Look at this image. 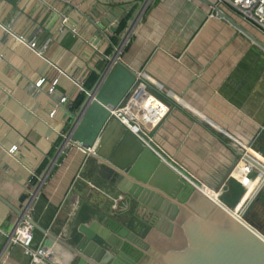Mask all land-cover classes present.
<instances>
[{"label":"crops","instance_id":"obj_1","mask_svg":"<svg viewBox=\"0 0 264 264\" xmlns=\"http://www.w3.org/2000/svg\"><path fill=\"white\" fill-rule=\"evenodd\" d=\"M139 1L0 0V197L22 210L43 175L29 204L31 247L48 246L53 264L69 263L78 237L73 216L89 220L96 197L113 192L108 167L144 149L128 134L109 159L94 153L121 135L111 110L137 81L145 84L144 123L164 156L206 192L221 190L226 206L246 190L249 171L244 177L236 152L264 164V33L229 9L218 15L210 0H149L115 53ZM30 40L46 43L42 56ZM101 72L73 122L70 112ZM260 192L253 215L264 221ZM16 218L0 199V264L30 262L6 237ZM150 238L146 264L170 240L158 232Z\"/></svg>","mask_w":264,"mask_h":264},{"label":"water","instance_id":"obj_2","mask_svg":"<svg viewBox=\"0 0 264 264\" xmlns=\"http://www.w3.org/2000/svg\"><path fill=\"white\" fill-rule=\"evenodd\" d=\"M148 1H139L118 47L126 39ZM216 11L218 15H224L219 8ZM99 33L104 36L102 30ZM113 58L114 54L111 56ZM102 75L103 72L94 86L86 90L78 110L70 112L73 122L90 100ZM114 121L119 124L117 120ZM128 134L133 137L123 128L118 139L105 143L101 141L94 153L109 159L119 145L128 143ZM142 148V151L135 148L130 160L108 167L113 192L101 201L96 197L95 203L91 205L89 220L77 222L78 213L73 216L78 237L70 244L68 264H146L144 253L152 252L148 239L156 232L170 241L162 255L152 264H264V234L257 227L248 222L245 216L243 220L249 226L242 224L226 210L233 206L225 205L226 209L223 208L197 190L150 149ZM236 156H242L241 162L251 161L264 172V166L253 161L248 154L237 151ZM42 179L43 175L31 191L27 204ZM119 193L124 194L126 206L115 213L111 211L110 205L112 198ZM0 199L8 208L16 210L17 218L6 232L8 238L23 209L17 210L9 201ZM218 200L222 201L220 197ZM32 223L36 225L33 220Z\"/></svg>","mask_w":264,"mask_h":264},{"label":"built area","instance_id":"obj_3","mask_svg":"<svg viewBox=\"0 0 264 264\" xmlns=\"http://www.w3.org/2000/svg\"><path fill=\"white\" fill-rule=\"evenodd\" d=\"M42 1V0H41ZM44 1V0H43ZM213 4V7L219 8L220 10L229 9L234 11L242 16V18L251 24H253L256 28H258L261 32L264 33V0H210ZM66 17L62 16L61 24L65 25ZM74 31V30H73ZM127 43V39H125L121 45L113 46L114 52L117 53L121 50V48ZM29 48L34 50L38 55L42 56L43 51L46 47V43L41 47H37L36 42L34 40H30L27 44ZM107 57V56H105ZM43 80H39L37 85H40ZM53 90V86L49 89V91ZM145 84L142 81H137L133 88L127 93V96L121 103L112 108L111 117L119 122V124L127 130L142 146L147 147L151 150V152L156 155L161 160L165 161L167 164L171 165L175 170L172 164L169 163L167 158L164 156V152L159 144L156 143L154 137L152 135V126L146 125L144 123V109H145ZM148 97V96H147ZM53 113V112H52ZM87 152H91V148H86ZM243 160L242 158L240 159ZM244 166L247 167L244 176L248 173V171L253 168L249 163L241 162ZM178 171V170H177ZM179 172V171H178ZM180 176H182L186 181L190 182L196 189L199 187H203L202 184H196L191 178L186 176L185 174L179 172ZM214 192V191H213ZM221 190L214 192L217 198L220 197ZM31 196V192L29 197ZM28 197V198H29ZM124 194L119 193L116 197L112 198V202L110 205V209L112 211H119L125 207L124 203ZM27 198V199H28ZM26 199V201H27ZM221 204L225 206L222 201ZM30 203H24L23 211L21 216L19 217L13 233L10 237H8V241L14 244H20L23 247L24 253L30 257L29 264H53L52 262V250L40 243L36 248L31 247L32 239H33V228L34 225L32 223V217L30 214ZM226 207V206H225ZM245 216L242 215L241 218Z\"/></svg>","mask_w":264,"mask_h":264},{"label":"rangeland","instance_id":"obj_4","mask_svg":"<svg viewBox=\"0 0 264 264\" xmlns=\"http://www.w3.org/2000/svg\"><path fill=\"white\" fill-rule=\"evenodd\" d=\"M254 151V150H253ZM255 152V151H254ZM257 153V152H256ZM264 157V156H263ZM247 163H249V161H246ZM250 164V163H249ZM261 166H264V164H260ZM250 166L253 168V170H250L249 171V173H248V175H247V177L244 179V184H245V186H246V190L248 191V189L251 187L250 185L252 184V185H254V187L252 188V190L250 191V193L249 192H247L246 190L244 191V193L246 192V194L244 195V193L242 194V196L240 197V199H241V201H240V206H238L237 204H238V202H239V200H238V202H237V206L236 205H234L232 208H233V210H235V211H237L238 213L240 212V210L242 209V203L246 200V198L248 199V197H250V196H256V194L258 195V193L260 192V191H262V192H260V194H259V196H258V203H261V202H263L264 203V178H258L259 176H260V174H261V170H259V169H256L255 167H253L251 164H250ZM245 168H247L246 166H245ZM263 174H264V172H263ZM255 180V181H254ZM254 181V182H253ZM250 186V187H249ZM249 187V188H248ZM244 195V196H243ZM254 200V199H253ZM248 201V200H247ZM252 203V202H251ZM254 207H255V203L253 204L252 203V206H250L249 207V209L246 211V216H247V214H249V213H251L252 212V209H254ZM170 241V240H169ZM169 241H164V242H162V246H163V248H162V250L164 251L165 250V248H166V246L168 245V243H169Z\"/></svg>","mask_w":264,"mask_h":264},{"label":"bare ground","instance_id":"obj_5","mask_svg":"<svg viewBox=\"0 0 264 264\" xmlns=\"http://www.w3.org/2000/svg\"><path fill=\"white\" fill-rule=\"evenodd\" d=\"M245 177V176H244ZM243 177V178H244ZM255 181V180H254ZM253 181V182H254ZM251 186V185H250ZM200 189V190H199ZM197 190H199L201 193H203V194H205L206 196H208V197H210L212 200H214L217 204H219L220 206H222L223 208H225V206L223 205V204H221V202H219V200L216 198V195H212L211 193H209V192H206L205 190H203L201 187H199ZM247 191V190H246ZM246 194V192L244 193V195ZM243 195V196H244ZM254 197V196H253ZM253 197L252 196H250L249 197V199H248V201H244L243 203H242V209L240 210V212L239 213H237V211H233L232 209L233 208H231L230 210H228V209H226L230 214H232L234 217H236L242 224H244V225H246V226H249L244 220H243V218H241L242 217V215H244L245 213H246V211H247V209H248V207H249V204H251V200L253 199ZM243 198V197H242ZM241 198V199H242ZM241 199L239 200V202H238V206H240V201H241ZM236 205V206H237Z\"/></svg>","mask_w":264,"mask_h":264},{"label":"flooded vegetation","instance_id":"obj_6","mask_svg":"<svg viewBox=\"0 0 264 264\" xmlns=\"http://www.w3.org/2000/svg\"><path fill=\"white\" fill-rule=\"evenodd\" d=\"M255 185V184H254ZM254 185H252L251 184V187L248 189V191L247 192H249L250 193V191L252 190V188L254 187ZM256 196H257V194H256ZM256 196H254L253 197V199L256 197ZM248 199H249V197H248ZM247 198H246V200L245 201H247L248 200ZM253 199L251 200V202L253 201ZM254 216V217H253ZM253 216H251V214L249 213V214H247V216H246V219H247V221L248 222H250V223H252L255 227H257L260 231H261V225L262 224H264V221L263 220H261V215L259 214V212H258V215H256V217H255V215H253Z\"/></svg>","mask_w":264,"mask_h":264},{"label":"trees","instance_id":"obj_7","mask_svg":"<svg viewBox=\"0 0 264 264\" xmlns=\"http://www.w3.org/2000/svg\"><path fill=\"white\" fill-rule=\"evenodd\" d=\"M124 27H125L124 22H121L120 25H119L118 28H117V32H120V30L124 29ZM257 205H258V204H257ZM257 205H255L254 209H252V212L250 213L251 216H253V211H254V210H258V207H259V206H257ZM245 217H246V213H245Z\"/></svg>","mask_w":264,"mask_h":264}]
</instances>
